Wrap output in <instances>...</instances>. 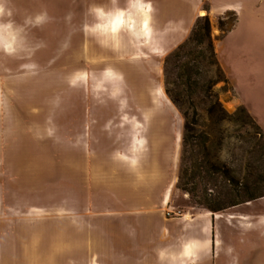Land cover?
Returning a JSON list of instances; mask_svg holds the SVG:
<instances>
[{"label": "rangeland", "instance_id": "rangeland-1", "mask_svg": "<svg viewBox=\"0 0 264 264\" xmlns=\"http://www.w3.org/2000/svg\"><path fill=\"white\" fill-rule=\"evenodd\" d=\"M71 1L0 0V210L46 206L39 226L0 219V264L100 263V215H85L88 208L115 213L119 199L156 197L158 185L175 178L172 200L183 211L208 210L204 196L214 199L231 187L264 193V72L236 78L241 97L217 55L235 12L199 16L186 40L164 56L142 47L141 57H131L98 43L83 18L72 23ZM108 66L121 72L120 85L100 76ZM150 78L161 83L169 105L151 106ZM216 100L229 116L217 125L208 113ZM185 113L198 120L190 133L208 140L188 147L192 159L183 164ZM139 135L145 142L133 149ZM183 167L201 173L194 193L177 186ZM258 199L250 207L264 214V196Z\"/></svg>", "mask_w": 264, "mask_h": 264}, {"label": "crops", "instance_id": "crops-1", "mask_svg": "<svg viewBox=\"0 0 264 264\" xmlns=\"http://www.w3.org/2000/svg\"><path fill=\"white\" fill-rule=\"evenodd\" d=\"M262 3L264 0H73L68 12L73 16L72 23L83 18L84 28L96 33L98 43L115 45L113 50L128 52L131 57H141L142 47L148 49L144 54L166 55L186 40L202 11L217 16L235 12L237 21L221 40L217 55L243 97L236 78L248 79L260 68L264 72ZM120 45L127 50L120 51ZM157 65L152 61L153 68ZM100 76L117 85L123 81L121 72L112 66L103 69ZM129 77L136 79L134 74ZM147 87L153 108L161 102L169 105L157 96L158 89H163L161 83L150 78ZM142 92L141 89L140 106L146 109L148 100ZM139 127L136 126L137 132H141ZM134 138L133 149L145 142L143 136ZM176 181L175 178L170 184L158 185L156 197L119 199L115 213L98 214L89 207L85 215H100L99 252L103 255L100 263L91 264H264V214L250 207L260 199L219 213L183 211L172 200ZM45 210L43 204L12 208L10 213L1 209L0 219L21 218L39 226ZM39 231L44 233V226ZM114 232L116 244L110 246ZM41 235H33V239L38 243ZM34 251L38 255L39 251Z\"/></svg>", "mask_w": 264, "mask_h": 264}, {"label": "trees", "instance_id": "trees-1", "mask_svg": "<svg viewBox=\"0 0 264 264\" xmlns=\"http://www.w3.org/2000/svg\"><path fill=\"white\" fill-rule=\"evenodd\" d=\"M225 81L228 82L227 79H225ZM241 111L246 112V109L241 108ZM208 113L211 116L213 123H215L216 125L226 120L229 117L226 111L224 110V108L222 107V105L217 100L214 103H212V105L209 107ZM185 117L187 119V124H186L187 132L184 134L183 137V157H182L183 164H185L187 160L192 159L190 156H188V153L190 151L188 147H193V148H197L201 146L205 147L204 142L208 140V138L207 137L205 138V136L202 133H198L195 135L191 134L190 132L194 130V128L190 124L192 123L194 125H198V120L195 118L190 120L187 113H185ZM251 122L255 125V127H257V129L260 130V126L256 124L253 119H251ZM261 135L263 136V134ZM193 165L194 168L196 169L195 167L196 162H194ZM213 169L216 170L215 167H213ZM189 171H190L189 167L182 168L177 186L182 190H186L189 191L190 193H194L197 190V184L195 181L196 177L201 176V173L198 169L196 171L191 172V174L189 173ZM221 173L226 177L230 185L231 184L233 185V183H235V180L230 176L229 171L224 170ZM262 188L264 189V187ZM258 189L259 188H256V190ZM259 192L260 191H254V192L246 191L245 193L246 195H244L238 188L231 187L228 188L226 192L220 194V197L210 199L207 196H204L203 204H205V207L212 212L223 211L225 209L237 206L244 202L252 201L260 197H263L264 193H259Z\"/></svg>", "mask_w": 264, "mask_h": 264}, {"label": "bare ground", "instance_id": "bare-ground-1", "mask_svg": "<svg viewBox=\"0 0 264 264\" xmlns=\"http://www.w3.org/2000/svg\"><path fill=\"white\" fill-rule=\"evenodd\" d=\"M201 15H207L206 12L202 11L201 12ZM120 19V18H119ZM115 20V18H114ZM116 27V26H115ZM157 96L163 100L164 102H166L168 100V97L167 95L165 94L164 90L163 89H158V92H157ZM140 145H142V143H140Z\"/></svg>", "mask_w": 264, "mask_h": 264}]
</instances>
